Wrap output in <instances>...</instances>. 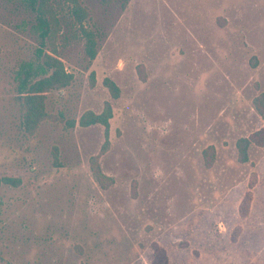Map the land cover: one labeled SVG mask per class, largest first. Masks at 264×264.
I'll use <instances>...</instances> for the list:
<instances>
[{
  "label": "rangeland",
  "instance_id": "374dc122",
  "mask_svg": "<svg viewBox=\"0 0 264 264\" xmlns=\"http://www.w3.org/2000/svg\"><path fill=\"white\" fill-rule=\"evenodd\" d=\"M50 4L47 48L72 81L28 133L18 77L37 61L35 16L0 0V175L22 180L0 186V264H264V146L245 163L237 150L264 128V0H79L81 22ZM106 102L108 135L79 124Z\"/></svg>",
  "mask_w": 264,
  "mask_h": 264
},
{
  "label": "trees",
  "instance_id": "16d2710c",
  "mask_svg": "<svg viewBox=\"0 0 264 264\" xmlns=\"http://www.w3.org/2000/svg\"><path fill=\"white\" fill-rule=\"evenodd\" d=\"M15 1L32 14L35 19L32 24V30L37 35L39 40V46L36 51V62L28 63L24 67L23 71L19 72V103L23 113L22 125L26 132L33 133L39 127V125L49 119L50 115L46 109V97L47 94L66 88L72 81V74H70L64 67L61 59L56 55L55 49H48L47 44L51 43L55 35L56 18L53 13V8L50 4V0H11ZM74 4V13L81 22L85 16L82 7L79 5V0H67ZM87 38V49L89 54L94 57L95 51V39L94 35L90 31H85ZM104 85L109 89L113 98L117 99L120 96L119 86L110 78L104 80ZM264 97V95L262 96ZM256 109L259 114L264 118V102L263 98L256 99ZM113 116V110L110 102H106V105L101 113H94L87 111L83 114L79 120V124L83 127H88L94 124H101L105 126L106 135H108L109 120ZM71 126L75 125V122L70 123ZM108 144V140L105 142V146ZM251 146H264V128L259 129L248 135L242 137L237 141L238 159L240 162L245 163L249 160V149ZM93 170L96 179L103 183L107 178L101 171L97 161L93 163ZM255 178L252 177L249 188L254 187ZM19 186L22 184V180L18 177L1 176V185ZM253 200L252 191L249 190L244 195L240 206L239 214L245 218L249 215L251 210V204ZM239 229H235L233 239L238 236ZM163 254L162 248L157 247L155 255L158 257ZM166 259L164 256L163 260ZM165 262V261H164Z\"/></svg>",
  "mask_w": 264,
  "mask_h": 264
}]
</instances>
